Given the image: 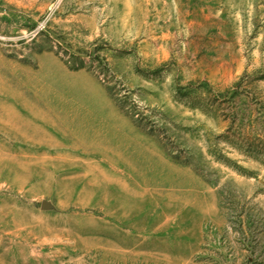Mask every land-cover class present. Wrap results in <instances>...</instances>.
Instances as JSON below:
<instances>
[{
  "label": "rangeland",
  "instance_id": "1",
  "mask_svg": "<svg viewBox=\"0 0 264 264\" xmlns=\"http://www.w3.org/2000/svg\"><path fill=\"white\" fill-rule=\"evenodd\" d=\"M249 145L264 0H0V264H264Z\"/></svg>",
  "mask_w": 264,
  "mask_h": 264
},
{
  "label": "trees",
  "instance_id": "2",
  "mask_svg": "<svg viewBox=\"0 0 264 264\" xmlns=\"http://www.w3.org/2000/svg\"><path fill=\"white\" fill-rule=\"evenodd\" d=\"M81 68H83V67H81ZM233 94H232V96H231V98L230 99H226L225 101H223V102H231L232 101V99H233ZM234 120V121H233ZM239 120V115L237 114L236 115V117L233 119L232 118V121H231V127L229 128V130H228V132H231L232 130H233V127H234V124H236V122ZM240 142H242V144H246L247 145V143L244 141V139L242 138V140H241V138H239L238 139ZM248 142V141H247ZM250 146V145H249ZM259 147H257V148H255V147H252V146H250V149L251 150H253V151H255V152H257L258 154H260V155H263L264 156V147H260V149H258Z\"/></svg>",
  "mask_w": 264,
  "mask_h": 264
},
{
  "label": "crops",
  "instance_id": "3",
  "mask_svg": "<svg viewBox=\"0 0 264 264\" xmlns=\"http://www.w3.org/2000/svg\"><path fill=\"white\" fill-rule=\"evenodd\" d=\"M52 104H53V106L49 107L46 114L49 115L54 120L55 117H57L61 114V109L58 108L57 106H54V103H52ZM39 113L41 114L42 112L39 111Z\"/></svg>",
  "mask_w": 264,
  "mask_h": 264
}]
</instances>
